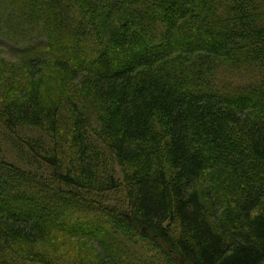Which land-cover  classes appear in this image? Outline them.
Returning <instances> with one entry per match:
<instances>
[{"label":"trees","instance_id":"trees-1","mask_svg":"<svg viewBox=\"0 0 264 264\" xmlns=\"http://www.w3.org/2000/svg\"><path fill=\"white\" fill-rule=\"evenodd\" d=\"M0 2V264H262L264 0Z\"/></svg>","mask_w":264,"mask_h":264},{"label":"rangeland","instance_id":"rangeland-1","mask_svg":"<svg viewBox=\"0 0 264 264\" xmlns=\"http://www.w3.org/2000/svg\"><path fill=\"white\" fill-rule=\"evenodd\" d=\"M5 4L0 2V50L8 60H15L19 57V47L24 45H41L46 43L42 28L31 26L27 23L16 22L13 18L7 17L8 11L4 10ZM234 81L246 82L244 76L231 77ZM93 128L96 125L93 123ZM0 154L4 155L3 150ZM264 264V261L262 262Z\"/></svg>","mask_w":264,"mask_h":264}]
</instances>
